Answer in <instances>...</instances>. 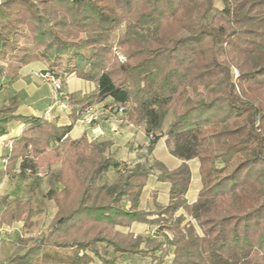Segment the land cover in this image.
<instances>
[{
	"label": "trees",
	"instance_id": "16d2710c",
	"mask_svg": "<svg viewBox=\"0 0 264 264\" xmlns=\"http://www.w3.org/2000/svg\"><path fill=\"white\" fill-rule=\"evenodd\" d=\"M0 59L11 76L41 60L94 83L68 98L72 121L110 99L144 127L148 153L165 136L182 159L174 169L156 158L125 164L85 134L65 139L72 122L16 113L10 96L0 104V136L14 121L23 126L11 138L8 171L18 160L20 176L61 163L46 193L57 208L49 231L22 237L11 264H163L167 255L169 264H264V0H2ZM192 158L201 188L190 203ZM108 169L118 176L106 185ZM151 174L168 183L169 199L146 210L139 202ZM132 222L156 231L113 229Z\"/></svg>",
	"mask_w": 264,
	"mask_h": 264
},
{
	"label": "crops",
	"instance_id": "0c3cea01",
	"mask_svg": "<svg viewBox=\"0 0 264 264\" xmlns=\"http://www.w3.org/2000/svg\"><path fill=\"white\" fill-rule=\"evenodd\" d=\"M46 67L47 65L44 61L33 60L19 67L17 69V74L12 80L24 74L33 80L34 77H38V71ZM9 69V62L0 59V70L4 74L0 80V104L5 103L10 96H15L18 103L16 113L37 116H43V114H45L44 117L48 119L57 118L59 124H69L72 122V127L65 135V139H77L82 134H85L88 140L105 143L104 153H109L119 161L128 165L130 163L134 164L137 161H143L146 158H156L163 162L168 169H174L182 162V159L170 153L165 143V136L160 137L156 141L152 152L148 153L144 146L148 144L149 138L146 135L144 127L126 121L123 116L116 113L113 108H111L110 99H105L92 106V111L99 114L100 118H102L100 122L95 124H87L81 121L80 118L72 121L70 118L71 110L69 105L66 109L62 110L65 113L64 115L59 113L48 115L45 110L50 101L45 97L46 95L38 94L34 90L27 92L25 95H20L11 85L10 75L5 73L8 72ZM64 88L70 96L81 95L92 91L94 89V83L78 78L74 74H70L65 80ZM43 110L44 113L42 114L41 111ZM22 126L23 124L21 122L14 121L10 124L8 133L0 136V140H5V142L9 144L7 147L0 144V180H2V182H7V184L2 182V184H0V264H11L10 258L14 254L15 247L20 244V239L25 236L31 237V233L25 230L24 220L19 217L17 212L12 210V206L16 204V200L30 196L33 197V199L39 198L40 201H42V203L40 202L41 207H43V202L49 201L53 204L55 210L57 209L53 200L46 196L49 188H47L46 191H41L40 195H38L39 192L35 190L33 192L31 189H24V184L27 180L32 176H36L37 173L26 172L23 176L18 175L19 160L16 161L14 168L8 171L7 156L12 147L11 138L20 133ZM187 162L191 171V181L185 193V197L188 202L191 203L196 200L197 193L201 188V181L198 159L192 158ZM111 172V169H108L106 173ZM115 177V174L113 178L110 176L108 184H111ZM57 184L58 183H56V187L59 189L60 186L58 187ZM18 185H20V187L17 188ZM168 192V183L157 180L155 174L149 175L140 195L139 207L142 209L146 208V210L152 209L153 200L150 199V193L154 194L156 203L160 205L166 204L169 199ZM143 194H146L145 196L148 197L147 200L143 199V197H145ZM12 203L13 205L10 206ZM177 213H183V210L180 209ZM15 214L18 216L17 218H14ZM116 228L122 232H131L134 236L141 237L150 235L154 233L155 230L154 226L143 222H132L128 226L116 225Z\"/></svg>",
	"mask_w": 264,
	"mask_h": 264
},
{
	"label": "rangeland",
	"instance_id": "374dc122",
	"mask_svg": "<svg viewBox=\"0 0 264 264\" xmlns=\"http://www.w3.org/2000/svg\"><path fill=\"white\" fill-rule=\"evenodd\" d=\"M216 5L219 6L220 3L218 1H216ZM119 32H120V28H118L111 35L110 42L115 44V42H116V40H117V38L119 36ZM21 40L25 41L24 38H21ZM114 48L115 47H113V49ZM217 50H218L217 53H218L219 59L222 62H225V59L223 58L222 52L220 50V47H218ZM117 55H118V58L120 59V61H124L125 60L124 56H122L121 54L117 53ZM46 68H44V69H46ZM43 70L38 71V75H37L38 77L37 78L34 77L33 80L30 79L29 76H27L26 74H24L22 76H19V77H16V79L12 80V78L14 76H11L9 71L5 72V73L7 75H10V79H11L10 83L14 87V89H16V91H18V93L20 95H25L27 92H31V90H34L38 94L46 95L45 97L48 98V100L50 101V103L47 105L48 106L47 109L45 110V112L48 113V115H55L57 113L64 115L65 114L64 111H62V109L59 108V106H58V101L56 99L57 97L55 96V91H54L53 87L40 76V73ZM16 74H17V72H16ZM59 74L61 75V78H62V90L68 96V98H70V94H68L66 92L65 88H64L65 80L68 77V75H64L60 71H59ZM2 76H4V74L0 70V80H1ZM50 106H51V109H49ZM41 112L43 114L44 110L41 111ZM94 113H95L97 118L93 119L90 123H87V124H91V123L95 124V123L100 122L102 120V118H100L99 114H97L96 112H94ZM44 115L45 114H43V116ZM169 118H170V115H168L165 118L162 131L165 130V127H166V125H167V123L169 121ZM146 146H147V144L144 146L145 149H146ZM60 165H61L60 162H55V163L51 164L48 167H41L37 171V175L36 176H32V177H30V179L27 180V182L24 184V186H25L24 189H31V190H33V192L35 190V191L39 192L38 195H40L41 191H46L47 188H49L51 186V182L59 174ZM129 165H132V164L130 163ZM121 168H122V166H121ZM111 171H112L111 173H106L105 172L104 175L101 178L102 182L105 183L106 185H109L108 184V180L110 179L109 178L110 176L113 178L114 174H115V176H116L115 179L118 176V171L117 170L111 169ZM65 172H66V174L64 175V177L66 179L71 180L72 179L71 169L67 168V170H65ZM12 178H14V177H12ZM1 182H2V180H0V184H2V183L7 184L6 181H3L2 183ZM20 185H18L17 188L20 187ZM57 186L61 187V185L59 183L57 184ZM143 187H142V189H143ZM145 195L146 194H143V196H145ZM145 197H143V199L147 200L148 197H146V198ZM150 199L151 200L154 199V194L153 193H150ZM40 202L42 203V201H40L39 198L33 199V197L29 196V197H26V198H22V199L16 200V204H14V205H13V203H15V202L10 204V206L13 205L12 206L13 207L12 210H14V212H17L19 214V217H21L24 220L25 230L27 232L31 233V238L32 239L40 237V236H43L49 231L50 221L52 220V218H53V216H54V214L56 212V210H55V208H54V206H53V204L51 202H49V201L43 202V207L40 206ZM182 215L185 216V219H184L183 223L191 222L194 225L196 231L201 233L200 228L197 226V224H196V222H195V220L193 218H191L190 216L186 215V213H184V212L182 213ZM113 229L117 230L116 225L113 227ZM155 231L156 230H154V233H155ZM151 234H153V233H151ZM136 257H137L136 260H138L139 262H145L146 261V257H144V258L141 257V256H136ZM171 258H172L171 255H167L165 257V260H164L163 264H169ZM90 264H101V263H100V261L98 259L94 258V260Z\"/></svg>",
	"mask_w": 264,
	"mask_h": 264
},
{
	"label": "built area",
	"instance_id": "2783aa9c",
	"mask_svg": "<svg viewBox=\"0 0 264 264\" xmlns=\"http://www.w3.org/2000/svg\"><path fill=\"white\" fill-rule=\"evenodd\" d=\"M1 1L2 0H0V3ZM40 76L53 87L55 96L57 97L56 99L58 101L59 108H61L62 110L66 109L68 107V96L62 90V78L60 77V75L53 70L46 68L40 73ZM111 108H113V110L118 114H121L123 111L122 107L115 108L114 105H111ZM49 109H51V106L49 107ZM96 118L97 117L95 113L92 111V107H88L83 111L80 120L86 123H90L93 119ZM0 144H2L4 147L9 146V144L2 139L0 140Z\"/></svg>",
	"mask_w": 264,
	"mask_h": 264
}]
</instances>
